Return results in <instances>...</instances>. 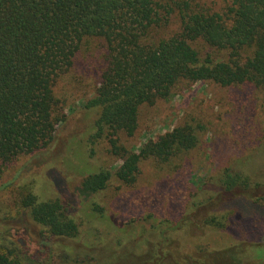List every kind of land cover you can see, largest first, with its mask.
I'll use <instances>...</instances> for the list:
<instances>
[{
  "label": "trees",
  "instance_id": "16d2710c",
  "mask_svg": "<svg viewBox=\"0 0 264 264\" xmlns=\"http://www.w3.org/2000/svg\"><path fill=\"white\" fill-rule=\"evenodd\" d=\"M172 18L178 20L179 31L151 41L150 34L164 29ZM93 39L102 51L99 86L84 108L97 112L91 139L107 140L120 165L114 173L84 166L87 172L80 175L75 191L79 211L91 228L87 231H81L61 200H40L29 185L16 189L18 211L28 214L44 240L66 242L62 253H71L76 262L86 257L95 264H241L236 246L178 258L171 251L177 245L172 236L184 227L223 230L227 218L204 216L217 203L242 198L264 207V174L252 181L228 167L209 180L214 190H205L208 182L198 189L188 183L187 191L179 193L181 208L175 219L151 211L124 224L89 199L105 190L112 178L134 186L144 162L170 166L196 149L197 131L203 128L189 122L136 152L120 143L121 134H136L140 108L167 101L178 84L248 88L264 95V0H230L221 13L194 0H0V175L20 159L45 153L53 143L58 125L65 122L55 83L74 65L80 46ZM175 165L176 170L180 165ZM199 193L202 200L197 199ZM148 205L151 210L153 199ZM95 223L117 233L102 249L109 256L102 263L88 254L102 231ZM148 234L155 242H149ZM141 247L146 250L137 256ZM252 249L264 264V250ZM0 264L25 263L0 246Z\"/></svg>",
  "mask_w": 264,
  "mask_h": 264
},
{
  "label": "rangeland",
  "instance_id": "374dc122",
  "mask_svg": "<svg viewBox=\"0 0 264 264\" xmlns=\"http://www.w3.org/2000/svg\"><path fill=\"white\" fill-rule=\"evenodd\" d=\"M194 1L218 13L230 4V0ZM178 31V20L172 18L164 29H157L153 36L150 34L149 39L155 41L156 37L171 36ZM196 47L205 51L201 43ZM101 60L102 51L97 40L85 41L80 46L74 65L54 86L65 122L58 125L53 143L45 153L20 159L0 175V246L13 251L25 264H95L86 257L76 262L71 253L69 256L63 254L66 242L44 240L40 228L32 223L28 214L18 211L15 199L17 187L29 185L40 200H61L81 225V231L91 229L79 211L81 201L75 191L80 175L87 172L84 166L113 172L120 165L110 153L107 140L91 139L95 134L92 125L97 112L84 108L99 86ZM185 122L203 128L197 131L199 143L195 150L173 161L172 166L144 162L134 186H123L112 178L108 187L92 196L89 202L97 203L107 216H118L124 224L141 220L151 211L160 218L175 219L181 208L177 200L187 191L188 183H194L198 189L202 182H208L205 190H214L209 180L228 167L243 172L252 181H258L264 174V95L248 88L230 90L201 83H180L167 101L159 100L152 107H141L136 134L131 138L121 134L120 143L136 152L143 144L155 141ZM174 164L180 165L179 170L173 168ZM182 169L185 172H181ZM201 194L197 199H203ZM151 199L153 205L149 210ZM207 213L227 218L226 227L223 230L184 227L172 236L177 244L171 250L174 255L195 257L236 246L241 264H259L252 247L264 250V207L237 198L217 203L204 216ZM94 226L102 231L98 230L100 232L93 239L97 246L88 254L102 263L109 258L102 249L117 233L103 231L102 223ZM137 232L138 235L142 233ZM125 237L121 233V238ZM148 240L155 242L156 237L150 234ZM76 244V241L71 243ZM145 250L141 247L136 255L142 256Z\"/></svg>",
  "mask_w": 264,
  "mask_h": 264
}]
</instances>
